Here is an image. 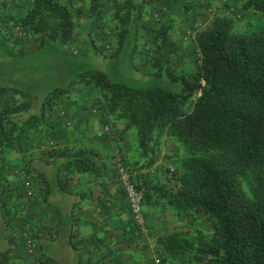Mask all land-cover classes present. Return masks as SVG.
Listing matches in <instances>:
<instances>
[{
    "label": "trees",
    "instance_id": "16d2710c",
    "mask_svg": "<svg viewBox=\"0 0 264 264\" xmlns=\"http://www.w3.org/2000/svg\"><path fill=\"white\" fill-rule=\"evenodd\" d=\"M178 1H184L183 9L188 13L205 4L202 0L81 3L88 11L89 27L103 18L106 5L111 7L110 16L116 23L115 49L96 46L91 41L94 49L118 57L123 46L136 43L140 31L151 33L154 53L147 58L152 75L179 82V90H141L114 82L100 71L78 74L67 89L53 88L40 96L25 86L20 88L0 80V219L6 243L0 251V264H12V252L20 248L12 229L14 216L25 207V202L37 209L41 204L55 205V211L47 214L40 225H35V216L25 225L28 233L24 235L31 239L32 249L27 252L24 238L23 248L19 249V256L26 260L24 264H58L46 255L42 243L62 235L65 223V236L77 253V264H126L124 249L110 244L105 254L97 258L88 256L75 226L83 193L89 191H75L76 185H80L79 177H90L98 184L106 175L107 165L99 151L54 145L48 147L45 157L37 155L34 160L27 154L12 158L17 155L18 146L24 151L20 144L23 139L48 138L58 115L65 116L74 93L89 86L98 95L86 102V109L109 129L101 136L110 134L115 121L123 122L125 131L132 129L138 157L128 163L124 155L122 160L129 170L149 171L167 139L177 147L174 167L165 169L164 178L150 179L148 173L136 186L142 194L146 234L133 224L114 166L111 182L118 184L129 211L123 234L132 239L148 235L151 229L146 208L170 209L179 219H202L209 233L189 236L188 232L174 230L159 237L158 261L154 264H173L184 258L187 264H264V0H243L241 4L243 13L260 18L250 30L237 29V13H215L209 25L195 30L197 58L194 71L189 74L174 72L162 61V44L172 27L159 23L154 31L144 22L149 7H168ZM81 11L72 0H31L24 14L5 17L3 34L18 54L26 52L23 45L36 51L47 43H67L76 35L89 34L80 22ZM14 160L19 166L14 180L35 181L40 191L37 200L23 195L22 184L15 182L17 189L11 187L6 169L8 162ZM58 190L73 201L67 219L53 199ZM20 197L23 201L17 208L12 199ZM53 220L56 224L49 225ZM133 262L142 264L139 260Z\"/></svg>",
    "mask_w": 264,
    "mask_h": 264
},
{
    "label": "rangeland",
    "instance_id": "374dc122",
    "mask_svg": "<svg viewBox=\"0 0 264 264\" xmlns=\"http://www.w3.org/2000/svg\"><path fill=\"white\" fill-rule=\"evenodd\" d=\"M202 1L205 3V7H209L216 0ZM18 2L19 1H15V3ZM20 2L27 6L29 0H20ZM225 2L226 3L224 4L217 2V5H213L214 10L213 8L210 10L207 8L209 10L207 12H200L202 10L201 8H195L194 11L189 13L185 12L183 9L184 1L175 2L168 7L157 8L151 6L147 9L144 22L148 24L150 29L155 31L160 26L159 23H164L165 25H170L172 27L169 33V38L164 44H162L163 51L161 55L162 61H166L171 70L184 74H189L194 71L197 58L193 41L195 30L203 29L209 25L212 16L215 13H237V29L240 31L250 30L260 21V18L257 15L243 13L241 11L240 7L243 0H225ZM80 4L82 5V3ZM12 5H14L13 2ZM80 9H82L81 12L83 14L85 11L84 6L82 5ZM110 9L111 7L106 5L103 18L99 22H95L93 30L89 28V34L87 37L89 40L96 43V46H108L109 50H114L115 43L113 35L115 34L114 26L116 23L111 19ZM84 23L85 22L81 21L82 25H84ZM138 35L136 43H130L123 46L118 57L105 55L98 49L97 51L92 45H90L88 40L82 42L81 45L57 42L47 43L39 50L25 52L23 54L13 52L14 54L8 55L6 52L0 50V80L5 81L6 84H13L20 88L25 86L26 89L33 93L36 92L40 96L53 88L67 89L71 81L75 79L78 74L88 71H100L105 73L114 82L122 83L141 90L154 87L179 90L181 87L179 82H173L167 76L157 78L152 75V65L147 57H151L154 53V47L151 44L153 34L140 31ZM80 36L83 37L82 34ZM75 94L78 95L79 93H74V95ZM119 125L121 128V125L124 127L123 122H120ZM126 132H128V134L126 137H123L124 143H121V145L123 144L125 146L122 148L124 152H121V155L124 158L125 153H127V157H131L128 161L133 162L138 157V147L135 143V137H133V139L131 138L132 129H129V131ZM51 138L53 140L55 138V142L59 140L56 136H51ZM23 143L28 146L27 141ZM162 149H164L163 152H161ZM23 150H29V148L23 147ZM175 153H177L175 143L173 140L167 139L162 144L161 149L156 156L162 154V159L167 161L163 168L167 169L174 167L175 160L173 156ZM37 155L43 156L44 153L41 152L40 149V152H38ZM28 157H32V155H29ZM8 164H10V166L6 169V174L8 175L7 179L13 183L11 187H14L15 189V182L17 181L14 179L16 178L19 166L15 160L8 162ZM113 171L114 168L110 167V172L113 173ZM149 176L150 179L154 180L165 177L159 172H157V174H152V172H150ZM79 178L80 184L82 185L85 181H87V184L91 182L90 177L83 176V178ZM23 181H29L31 183L33 192L32 201L37 200L38 192L40 193L37 183L33 180L27 179ZM23 181H19V183L17 182L18 185L20 186L23 184ZM87 184L84 189L87 188ZM19 189H22V187ZM77 189H82L79 183L78 186L76 185L75 191ZM53 199L57 205L61 206L62 216L67 219L68 210L73 203L71 198L58 190V193H56ZM12 200L16 202L15 204L17 208L20 207V203L23 201L21 197L18 199L13 198ZM41 210L43 212H41ZM17 211L18 214L14 216L16 222L12 229V233L17 236L20 248H23L21 246H23L24 238H26L24 233H28V229L25 228V225H29L28 223L32 216L36 217L35 225H40L47 214H54L55 205L47 206L41 204L39 209H37L36 206L33 207L30 203H27L26 206L25 202V207H22ZM157 212L158 213L155 214V216L153 215L155 219V225L153 227H155V229L154 231L150 230L148 235H144L139 239H132L129 238L128 235L122 234L120 236L121 240L116 239L115 247L124 249L122 256L126 264H134V259L136 261L139 260L142 264H154L153 261H158L156 239L158 240L159 237L165 236L174 230L188 232L189 236H196L199 232H202L204 235L209 233V227L202 219L192 222L185 219H179L171 214L170 209L164 210L159 208ZM161 216H165L166 220H160ZM55 224L56 223L53 220V222L50 221L49 225L53 226ZM66 224L67 223H65L62 231L63 234L61 235L63 237L67 235ZM1 226L2 221L0 219V251L4 250L6 247V243L3 240ZM42 245L44 250L53 253L58 264H77V253L69 245L67 247L64 240H59V242H49L44 240ZM20 248H15L12 252V264L26 263V260L24 261L21 256H19ZM30 259H32V256ZM187 262V258H184L183 260L176 261V263L173 262V264H187Z\"/></svg>",
    "mask_w": 264,
    "mask_h": 264
},
{
    "label": "crops",
    "instance_id": "0c3cea01",
    "mask_svg": "<svg viewBox=\"0 0 264 264\" xmlns=\"http://www.w3.org/2000/svg\"><path fill=\"white\" fill-rule=\"evenodd\" d=\"M15 1L19 2L15 3ZM72 1L74 7L76 6L75 8L78 10V8L81 7V0ZM12 2L14 5H12ZM217 2H221V4L226 3L225 0H216L209 7L204 6L198 8L202 9L200 12H207L212 8L214 10L213 5L215 3L217 4ZM30 5L31 0H29L27 6L20 2V0H0V50L6 52L8 55L14 54L13 52L18 53V51L17 48H13V45L7 41L6 36L3 34L2 27L5 17L9 14H24ZM81 21L85 22L83 25L85 30L89 31V28L92 30L94 29L95 21L91 23L90 27L87 25V22L90 20L88 19V11L86 9L83 14H81ZM82 35L83 37L76 35V38L71 39V41L67 43L71 45H81L82 42L88 40L91 45V40H89V38L84 34ZM23 46L26 52L33 51L27 47V45ZM78 93V95L75 94L70 100L71 104H69V108L66 111L65 116L61 118L60 115H58L59 117H57L55 126L51 129V135L48 138L45 137L41 140L23 139L20 143L22 146L21 149L25 147L29 148V150L21 152L19 149L20 147L18 146V148H16L18 149L17 155L11 156L15 159L16 157H23L28 154V156L32 155L31 159L34 158L35 160V157L37 156V153L40 152V149L41 152L44 153L42 157H45L47 155L46 151L48 150V147L54 145L61 147H74L75 149H94L100 152L107 165L106 175L98 184H94L91 178V182L88 184L87 181L83 182V185L80 184V187H82L83 190L89 191L83 193L84 196L81 204L82 208L76 214L77 217L75 223L79 237L83 239L85 253H87L88 256L97 258L99 255L105 254L106 247L109 244L115 247L116 239L121 240L120 236L123 234L124 226L129 216L126 199H124L118 184L111 182L113 173L110 172V167L114 168L115 156L118 154L121 155V152H124L122 148L125 146L123 144L121 145V143H124L123 137H126L128 132L125 131L123 125H121L122 128L120 127L119 124L121 121H115L112 123L110 134L104 135L103 137L101 135L99 136L105 126H102L100 121L96 119L97 117L90 115L86 109V102L90 98L97 96L98 92L89 86L82 88V90H79ZM51 136H56L59 140L55 142V138L53 140ZM131 138L133 139V136H131ZM25 141L28 142V146L23 143ZM163 151L164 149H162L161 152ZM127 156V153H125L126 162L129 163L128 160L131 157ZM166 162L167 161L165 159H162V154L156 156L155 162L149 169L148 173L150 174V172H152V174H157V172H159L162 175H165V168H163V166ZM149 174L148 177L150 178L151 175L149 176ZM86 184L87 188L84 189ZM158 210L159 208H146L147 222L153 231L155 229V227H153L155 225L153 215L155 216V214L158 213ZM160 220H166V217L161 216ZM65 237L60 235L48 240H50L49 242H59V240H64L66 246L68 247V240L67 237ZM45 253L47 256L56 261L52 252L45 250ZM30 261H32V259H30Z\"/></svg>",
    "mask_w": 264,
    "mask_h": 264
},
{
    "label": "built area",
    "instance_id": "2783aa9c",
    "mask_svg": "<svg viewBox=\"0 0 264 264\" xmlns=\"http://www.w3.org/2000/svg\"><path fill=\"white\" fill-rule=\"evenodd\" d=\"M214 5H217L216 3ZM109 131L108 127H104L102 132L99 134L103 135ZM115 172L117 176V181L120 186L123 188L124 193L127 196V201L129 205V210L131 213L133 224L141 233H146V219L143 213L142 206V194L136 190V186L142 182L144 176L148 174V170H129L123 163L121 155H116L114 159ZM23 195L26 198H32V185L29 181H24L23 184ZM25 247L28 253H31L32 242L26 236Z\"/></svg>",
    "mask_w": 264,
    "mask_h": 264
}]
</instances>
